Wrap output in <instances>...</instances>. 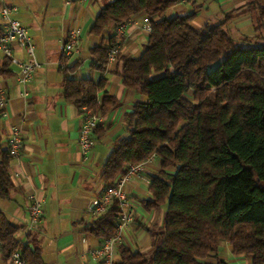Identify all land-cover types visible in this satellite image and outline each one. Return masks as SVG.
Instances as JSON below:
<instances>
[{"label":"trees","instance_id":"obj_1","mask_svg":"<svg viewBox=\"0 0 264 264\" xmlns=\"http://www.w3.org/2000/svg\"><path fill=\"white\" fill-rule=\"evenodd\" d=\"M176 3L114 0L89 30L100 37L139 14L151 27L142 55L122 59L123 86L146 100L126 115L127 136L115 142L102 181L104 189L112 187L130 165L155 155L162 169L151 179L146 203L151 209L166 205V212L152 251L142 254L120 245L118 264H227L218 257L224 243L233 255L264 264V4L248 3L254 28L248 37L229 27L234 12L196 28V11L167 16ZM113 41L114 35L103 38L91 49L98 72L108 66ZM9 64L6 59L0 74ZM75 67L64 70L65 102L97 115L118 105L105 92V79L71 78ZM11 162L8 151L0 154L2 200H9L14 188ZM120 216L113 201L87 231L101 241L113 237ZM20 230L0 210V264L14 252L27 264H46L39 248L17 238Z\"/></svg>","mask_w":264,"mask_h":264},{"label":"crops","instance_id":"obj_2","mask_svg":"<svg viewBox=\"0 0 264 264\" xmlns=\"http://www.w3.org/2000/svg\"><path fill=\"white\" fill-rule=\"evenodd\" d=\"M3 1L14 9L12 18L27 28L36 60L42 66L26 88L18 82L19 68L11 63L6 68L7 72L0 74V97L7 99L0 114V154L8 151L13 130H19L22 139L20 156L12 159L9 168L14 188L9 200L0 199V210L13 225L21 228L17 234L19 240L41 250L46 264H102L91 256L102 241L87 231L86 227L95 217L89 208L104 190L103 165L115 142L127 136L126 115L134 104L146 100L138 92L123 86L120 73L123 58L142 55L150 35L145 29L149 24L148 18L139 14L131 19L124 30L119 57L101 73L92 67L91 49L98 46L101 39L113 36L115 29L103 32L100 37L90 34L89 30L100 10L114 0ZM176 1L167 13L168 17L196 11L197 17L192 24L201 28L207 22L220 21L223 14L234 12L229 24L233 34L254 35L252 16L246 10L250 0ZM73 29L81 31L79 49L65 59L62 45ZM13 55L18 60L28 58L15 44ZM6 59L0 52V68ZM61 61L68 68L76 65L68 73L71 78L95 82L105 79V92L118 101L116 107L99 115L101 123L98 131L93 133L95 145L87 160L79 147L84 115L63 99L65 75L59 67ZM25 90L26 96L23 95ZM161 169V161L155 156L127 186L128 210L132 213L133 222L123 231L118 242L117 261L120 245L142 254L153 249L154 236L164 222L166 205L151 209L146 202L151 198V179ZM32 195L42 201L43 215L34 229L28 232ZM218 257L227 264H252L250 258L233 255L227 243L221 245Z\"/></svg>","mask_w":264,"mask_h":264},{"label":"built area","instance_id":"obj_3","mask_svg":"<svg viewBox=\"0 0 264 264\" xmlns=\"http://www.w3.org/2000/svg\"><path fill=\"white\" fill-rule=\"evenodd\" d=\"M86 2L87 0H79ZM191 0H184L190 2ZM14 9L0 0V52L10 61V63L19 68L18 82L23 87H27L32 80L35 73L41 68V64L36 60L34 46L31 42L27 28H25L19 21L12 18ZM127 24L120 25L115 28L113 47L108 54V64L114 63L119 54L120 47L123 41L124 30ZM148 33L151 32L150 24L145 28ZM81 37L80 29H73L69 32L68 39L62 45V54L65 59L72 57L79 49V41ZM13 44L17 45L28 58L26 60H18L13 55ZM61 70L66 69V64L62 61L59 63ZM27 95V91L23 92ZM6 98L0 97V108L5 105ZM84 122L79 135V147L83 158L87 160L89 154L94 148L95 141L93 133L101 123V118L94 112L84 108L83 109ZM22 147V139L20 131L15 129L12 131L9 144L8 153L12 159H17L20 156ZM155 155L149 157L144 163L130 165L126 173L117 181L116 185L105 188L100 197L95 200L89 208V212L93 216H100L109 209L113 201L118 202L121 209V216L117 226V233L115 236L104 239L99 248L92 251L91 256L95 260H99L102 264H118L116 259V247L121 240L123 231L133 222L132 213L129 212V197L127 193V186L130 180L139 175L143 166L150 162ZM43 215L42 201L38 196L32 195L29 206V225L27 231L30 232L40 222ZM1 256V244H0ZM10 264H27L20 252H14L9 258Z\"/></svg>","mask_w":264,"mask_h":264},{"label":"rangeland","instance_id":"obj_4","mask_svg":"<svg viewBox=\"0 0 264 264\" xmlns=\"http://www.w3.org/2000/svg\"><path fill=\"white\" fill-rule=\"evenodd\" d=\"M260 4H264V0H260ZM246 10L249 12V6L246 8ZM217 23H219V21H216ZM234 29V28H233ZM240 35V34H239ZM236 36H237V34H236Z\"/></svg>","mask_w":264,"mask_h":264}]
</instances>
